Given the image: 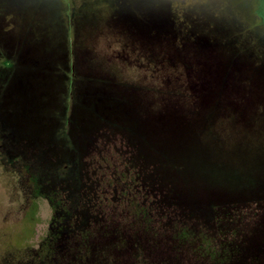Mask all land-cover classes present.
Masks as SVG:
<instances>
[{
  "label": "rangeland",
  "instance_id": "obj_1",
  "mask_svg": "<svg viewBox=\"0 0 264 264\" xmlns=\"http://www.w3.org/2000/svg\"><path fill=\"white\" fill-rule=\"evenodd\" d=\"M0 11L22 63L7 96L16 140L0 146V264L36 256L56 209L61 224L83 221L52 242L51 264H103L124 239L152 264H264V0H0ZM51 50L53 78L35 70ZM142 202L152 223L133 213ZM131 249L114 264L137 263Z\"/></svg>",
  "mask_w": 264,
  "mask_h": 264
},
{
  "label": "flooded vegetation",
  "instance_id": "obj_2",
  "mask_svg": "<svg viewBox=\"0 0 264 264\" xmlns=\"http://www.w3.org/2000/svg\"><path fill=\"white\" fill-rule=\"evenodd\" d=\"M1 16L2 15L0 11V17ZM73 17L74 19L77 17L76 13L72 16V18ZM72 18L70 19V22L72 21ZM25 42L23 44H25ZM49 54L51 56V58L49 59L50 61L48 62L39 61L40 63L44 64V66H41L39 62H36L35 70L39 73H46V74L50 73V76H52L53 78V75L54 74L56 75V73L60 70V65H56V66L53 65L55 60L54 58L55 52L51 50L49 51ZM49 54H47L46 56H49ZM21 68H22V63L19 55L18 54L12 55L7 51V27L0 25V146H7V142L3 141V135H5L8 140H11V143L9 145L13 144L16 140L13 137L12 132L7 129V96L11 92L10 91L11 84L14 78L16 77L18 70ZM62 73L64 75V70H62ZM66 75H67L66 83L68 84V89L66 90L65 95L67 93L66 96H68L69 100H72L70 98L73 97L74 90L71 87H72V81L73 79H75V76H73V78H70L69 70L66 71ZM63 125H66L65 120L63 121Z\"/></svg>",
  "mask_w": 264,
  "mask_h": 264
},
{
  "label": "trees",
  "instance_id": "obj_3",
  "mask_svg": "<svg viewBox=\"0 0 264 264\" xmlns=\"http://www.w3.org/2000/svg\"><path fill=\"white\" fill-rule=\"evenodd\" d=\"M65 127V126H64ZM63 127V128H64ZM65 130V128H64ZM36 182V181H35ZM128 198H130V193L128 195ZM132 202L135 201V199H133V197L130 199ZM143 203V202H142ZM139 203V204H136L135 207H134V211L133 213L136 215V216H139L145 220H148L149 222L152 223V215L150 213V211L148 210L147 207L144 206V203ZM71 209L69 210H66V211H70ZM64 209L63 211L61 212L59 209H56L55 210V215H54V218H53V222L55 223H58L62 226H65V227H61L60 225H57V227L59 229H55V231L52 230L51 232V236L49 238H47V241L44 243L45 245H42V249L39 251H42L41 255H42V258L41 256L39 257V251H38V254L36 256H33V258H31L30 261H28V263L26 264H36V263H41V264H51L55 261H49L50 259L48 258V255L50 256L51 259H53V257L51 256V253H53V248L51 249L50 247L52 246V242L54 241H57L61 238H63L65 235H67L68 239H67V242L69 243L71 238H73V230L74 228L72 229L73 225H75L74 227H76V222L77 223H81L83 221L82 217L80 218L79 216H81L79 213H77L76 215L72 214V216L67 219L65 221L64 224H61L62 221H61V218L63 217V213H64ZM89 214H90V211H88ZM70 213V212H69ZM69 221V223H68ZM87 221H90V219L88 218H85V221L84 223H86ZM74 223V224H73ZM89 223H92V222H89ZM72 225V227L70 228L71 230L67 229V225ZM89 234V233H88ZM87 242L88 243H92V241L89 240V238L87 237L86 238ZM121 242H123L124 246L122 248L119 249V251H115L117 248H119L121 246ZM138 241H130V240H122V241H118V240H115L112 242V247H111V251H109V253L111 252L112 255H109V253L105 256L107 261L103 264H114L115 261H117L115 259L116 258H122L123 257V253H125V251L129 250V248H132L130 251H132L133 249H137L138 246H140L139 242L137 243ZM90 246H93V244H87L86 247H87V251L89 252L90 250ZM109 247V246H108ZM48 251L50 252V254L48 253ZM137 251V253H133V255L135 256V258L139 259L137 263H134V264H152V263H149L148 261H145L143 259H141V256L143 255L144 251H139L138 250H135ZM87 254V252H86ZM109 256H114L112 260H110L111 257ZM65 256H61L59 260H61L62 258H64ZM108 261H111V263H109ZM163 264V262L161 263Z\"/></svg>",
  "mask_w": 264,
  "mask_h": 264
}]
</instances>
